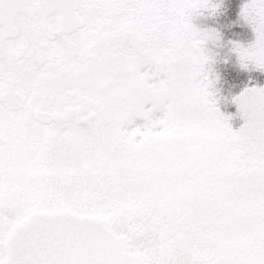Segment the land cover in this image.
Segmentation results:
<instances>
[{
	"label": "snow or ice",
	"instance_id": "6c2138e0",
	"mask_svg": "<svg viewBox=\"0 0 264 264\" xmlns=\"http://www.w3.org/2000/svg\"><path fill=\"white\" fill-rule=\"evenodd\" d=\"M199 2L0 0V264H264V87L233 127Z\"/></svg>",
	"mask_w": 264,
	"mask_h": 264
},
{
	"label": "rangeland",
	"instance_id": "374dc122",
	"mask_svg": "<svg viewBox=\"0 0 264 264\" xmlns=\"http://www.w3.org/2000/svg\"><path fill=\"white\" fill-rule=\"evenodd\" d=\"M256 1L257 0H241V4L239 5L240 9L238 8V11L232 18V21L237 22L244 32L245 37H243V40L234 38L231 41H215L220 35H214L215 33L213 32L218 31L214 27H218L220 22L228 17L225 11L220 12L221 14L219 17L214 19L210 18L205 22H197L201 20L200 17L194 21H189L187 19L192 11L205 6L206 2L204 0H200L199 3L182 16V27L192 47L198 51L204 61L207 58L211 59L213 57L215 62H218L219 67L217 74L215 72L213 77H215V80H220L218 83H222L221 85L224 87L220 88V98H224V103L219 106L222 112L233 116L230 122L235 128H238L243 121L236 116L237 109L235 104L231 102L232 97L239 95L248 87H264V85H259L255 75L264 74V71H262L260 67L259 58L261 49L264 48V33L259 31L261 28L258 25L259 22L264 23V9L261 6L257 8L260 4ZM248 8L252 10H248ZM200 35L211 38L212 41L207 43L208 48L206 51L213 56H210L205 50H201V45L196 46L193 42V38L199 37ZM228 75H231L233 78L229 79ZM246 75L250 77L247 76V79H243ZM236 77H238V79ZM202 78L209 86L210 91L214 94L215 101L219 104V94H217L214 88H211L212 82L209 77L204 75V69ZM156 115H160V113L157 112ZM137 123H143V121L137 120ZM174 254L177 258L185 257V250L184 248L179 251L174 249Z\"/></svg>",
	"mask_w": 264,
	"mask_h": 264
},
{
	"label": "trees",
	"instance_id": "16d2710c",
	"mask_svg": "<svg viewBox=\"0 0 264 264\" xmlns=\"http://www.w3.org/2000/svg\"><path fill=\"white\" fill-rule=\"evenodd\" d=\"M205 9L203 12V16L201 17V20H198L197 22H205L208 21L210 18H216L219 17L221 14L220 12L225 11L228 14V17L220 22V25L218 27H214L216 30L213 33L214 35H220L215 41H231L234 38L243 40V37H245L244 32L242 31L239 24L235 21H232L233 16L238 11V8L240 9L239 5L241 4V0H204ZM255 1V0H254ZM257 3L264 9V0H257ZM248 10H252L248 8ZM196 18V17H195ZM194 18V19H195ZM259 27L261 28L259 31H262L264 33V23L259 22ZM208 41H212L211 38L207 37ZM217 63V62H216ZM257 77V81L259 82V85H264V74H255ZM229 79L233 78L231 75H228ZM247 76H244L243 79H247ZM250 77V76H248ZM238 79V77H236ZM253 79V78H252ZM235 80V79H234ZM254 80V79H253ZM263 80V81H261ZM222 84V83H221ZM220 83L218 84L219 87L224 88L223 85Z\"/></svg>",
	"mask_w": 264,
	"mask_h": 264
}]
</instances>
